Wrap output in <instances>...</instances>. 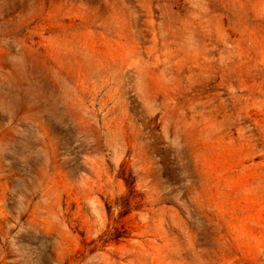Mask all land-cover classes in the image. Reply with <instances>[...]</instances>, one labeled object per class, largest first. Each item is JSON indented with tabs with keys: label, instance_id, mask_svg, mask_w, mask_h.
<instances>
[{
	"label": "rangeland",
	"instance_id": "rangeland-1",
	"mask_svg": "<svg viewBox=\"0 0 264 264\" xmlns=\"http://www.w3.org/2000/svg\"><path fill=\"white\" fill-rule=\"evenodd\" d=\"M0 264H264V0H0Z\"/></svg>",
	"mask_w": 264,
	"mask_h": 264
}]
</instances>
